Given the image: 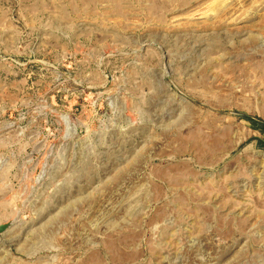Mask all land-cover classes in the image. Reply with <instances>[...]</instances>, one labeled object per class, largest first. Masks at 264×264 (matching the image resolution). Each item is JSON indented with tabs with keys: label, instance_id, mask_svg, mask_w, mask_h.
I'll use <instances>...</instances> for the list:
<instances>
[{
	"label": "rangeland",
	"instance_id": "1",
	"mask_svg": "<svg viewBox=\"0 0 264 264\" xmlns=\"http://www.w3.org/2000/svg\"><path fill=\"white\" fill-rule=\"evenodd\" d=\"M262 121L264 0H0V264H264Z\"/></svg>",
	"mask_w": 264,
	"mask_h": 264
},
{
	"label": "trees",
	"instance_id": "2",
	"mask_svg": "<svg viewBox=\"0 0 264 264\" xmlns=\"http://www.w3.org/2000/svg\"><path fill=\"white\" fill-rule=\"evenodd\" d=\"M243 118L250 120L249 116H243ZM256 127L259 131H261L262 133H264V121L261 122V124H256Z\"/></svg>",
	"mask_w": 264,
	"mask_h": 264
},
{
	"label": "water",
	"instance_id": "3",
	"mask_svg": "<svg viewBox=\"0 0 264 264\" xmlns=\"http://www.w3.org/2000/svg\"><path fill=\"white\" fill-rule=\"evenodd\" d=\"M8 225L6 224H0V233L3 232L6 228H7Z\"/></svg>",
	"mask_w": 264,
	"mask_h": 264
}]
</instances>
